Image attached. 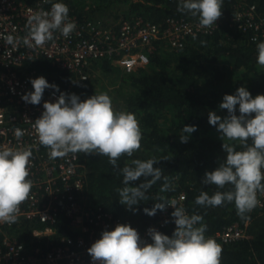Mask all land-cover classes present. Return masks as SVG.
Instances as JSON below:
<instances>
[{
	"label": "trees",
	"instance_id": "obj_1",
	"mask_svg": "<svg viewBox=\"0 0 264 264\" xmlns=\"http://www.w3.org/2000/svg\"><path fill=\"white\" fill-rule=\"evenodd\" d=\"M80 1H76L79 8L71 5L80 17L102 15L113 6L115 11L107 21L120 15L124 18L139 15L161 28L166 25L168 17L198 21V18L177 10L179 1ZM238 1L255 4L257 14L264 17V0H223L219 25L212 33L188 37L179 50L171 48L165 41H156L147 65H139L119 77L117 91L122 96L119 108L122 112L135 114L142 132L141 148L132 157L122 155L118 167L114 168L106 156L77 154L84 170V195L92 207L101 206L125 225L144 228L155 222L160 212L158 210L155 216H148L144 208L151 209L161 198L167 201L171 196L184 193L185 208L190 216H203L208 227L206 236L215 239L222 247L221 264H259L264 263L263 209L257 206L248 214L250 219H242L237 215L234 204L206 208L194 203L201 192L211 196L217 191L231 190V185L219 189L215 185L201 183L205 172L214 171L223 162L222 144L233 143L220 139L216 126L208 122L209 112L215 111L225 117L227 110L219 108L223 96L234 94L241 86L246 87L253 97L264 94V67L256 62L257 43L261 41L252 40L254 32L251 29L240 30L231 20ZM97 65L102 71L110 70V67L120 68L117 62L109 60L95 62L92 67ZM16 70L21 76H30L34 72L36 77L43 76L62 90L68 81L75 78L73 73L58 70L46 59L24 62ZM91 86L89 81H79L69 94L74 93L81 99ZM236 114L239 115L238 112ZM184 125L197 126V131L191 134L187 143L180 141ZM236 148L243 150L238 143ZM150 158L158 160L153 166L162 169L170 190L160 191L165 182L162 177L147 191L148 199L134 206L137 211L133 212L119 202L118 190L125 187L120 169L130 165L134 159ZM143 180L141 177L130 182V186H138ZM260 195L258 193V197ZM235 223L244 229V238L224 242L217 233ZM24 225L18 236L28 251L35 246L46 249L60 244L62 235L72 234L69 220L62 213L57 217L53 235L33 237L30 224L25 222ZM173 230L165 234L171 236Z\"/></svg>",
	"mask_w": 264,
	"mask_h": 264
},
{
	"label": "clouds",
	"instance_id": "obj_2",
	"mask_svg": "<svg viewBox=\"0 0 264 264\" xmlns=\"http://www.w3.org/2000/svg\"><path fill=\"white\" fill-rule=\"evenodd\" d=\"M223 0H179L178 11L198 18L201 28L216 25L222 15ZM26 27L28 35L23 43L28 47H40L53 41L54 33L67 38L76 29L75 21L69 20V7L63 0L52 3L49 11L30 15ZM7 43H14L7 37ZM257 64L264 67V41L257 43ZM83 79H87L86 77ZM33 91L21 99L25 103L39 105L46 89L60 92L59 86L50 84L43 76L30 79ZM227 115L221 117L209 112L208 122L216 126L223 143L225 158L211 172H205L201 183L215 185L219 189L231 185L229 191H217L211 196L201 192L194 203L201 207L216 208L234 204L237 215L248 216L259 204L258 193H264V94L255 97L241 86L234 94H225L219 104ZM44 111L32 123L40 145L48 148L51 159L63 158L69 153L96 154L108 157L109 163L118 167L122 155L132 157L141 148L142 132L134 113L115 112L112 99L107 93L94 94L81 101L76 94L61 92L55 102H44ZM239 113L237 115L236 113ZM196 125H184L181 143H187ZM17 138L22 130L15 132ZM243 150H237L236 144ZM31 150L0 148V223L14 224L19 206L29 198L32 181L30 175ZM158 160L134 159L130 165L120 169L125 185L118 190L119 202L128 210L147 200V191L163 177L162 169L154 167ZM144 180L138 186L130 182ZM160 191L170 190L167 177ZM174 208L171 213L175 228L166 235L155 228L148 230L151 243L143 241L130 225H117L114 230H105L88 249L93 262L99 264H221L222 247L215 239L206 236L207 224L201 215L189 216L176 202L161 198L154 206L144 208L148 216ZM167 222V221H166Z\"/></svg>",
	"mask_w": 264,
	"mask_h": 264
},
{
	"label": "built area",
	"instance_id": "obj_3",
	"mask_svg": "<svg viewBox=\"0 0 264 264\" xmlns=\"http://www.w3.org/2000/svg\"><path fill=\"white\" fill-rule=\"evenodd\" d=\"M55 2L57 0H0V148L32 152L28 177L32 181V189L29 198L19 206L14 224L0 223V264H99V261H92L87 249L101 238L103 231L125 225L120 218L101 206L88 204L84 195L83 165L77 153L51 159L50 150L39 144L32 123L44 111V102H55L61 92L69 94L79 81H88L91 78L88 70L95 62H117L125 71L131 72L135 67L149 63V55L156 41H165L171 48L179 50L188 37L210 34L219 25V18L216 25L201 28L199 21L168 17L166 25L161 28L139 15L131 18L120 15L116 23L104 24L99 19L80 17L75 13L71 5L75 6L76 0L75 3L73 0H63L69 7V20L75 21L76 29L67 38L56 32L53 41L43 46H26L23 40L28 35V17L49 11ZM237 3L231 16L233 24L240 30L251 29L254 32L252 40L264 41V17L257 14L256 5L243 1ZM9 36L14 39L12 45L7 43ZM39 59L50 61L60 71L73 73L75 78L68 81L63 90L59 87L60 92L46 89L41 103L32 105L25 103L21 97L33 91L30 79L37 77L21 76L16 68L24 62ZM85 77L87 79H83ZM17 129L23 132L19 138L15 135ZM185 200V194L180 193L167 201H175L176 206H182L190 216L185 208ZM258 200L259 208L264 210V193ZM173 211V207L167 206L159 212L155 222L144 228L131 227L137 230L143 241L151 243L149 229L155 228L165 234L175 228L171 217ZM59 213L69 220L72 234L62 235L60 244L46 249L35 246L28 251L18 236L25 228L22 224H30L33 237L53 235ZM217 235L224 242H231L244 238L245 231L235 223Z\"/></svg>",
	"mask_w": 264,
	"mask_h": 264
},
{
	"label": "rangeland",
	"instance_id": "obj_4",
	"mask_svg": "<svg viewBox=\"0 0 264 264\" xmlns=\"http://www.w3.org/2000/svg\"><path fill=\"white\" fill-rule=\"evenodd\" d=\"M68 1V0H67ZM72 1V0H71ZM77 1V0H76ZM80 1V0H79ZM81 2V1H80ZM73 3H75V0H73ZM76 5V4H75ZM116 7H109L108 12L102 15L92 16L95 19H99L102 23L107 22H113L116 23L121 16H118L117 18H111V20L107 21V18H110L112 13H114ZM110 70H104L102 71L98 65L96 67H92L91 70H88V74L91 77L88 79V81L91 83V87L87 88L89 92L84 94L81 99L82 101L91 97L94 94H101V93H107L110 98L112 99L113 109L115 112H122L121 108H119V104L122 103V97L117 91L119 90V77L124 73L127 72L123 68H119L118 70L114 67H110ZM113 69V70H112ZM34 73V72H33ZM31 73L30 76L34 77L35 75Z\"/></svg>",
	"mask_w": 264,
	"mask_h": 264
}]
</instances>
